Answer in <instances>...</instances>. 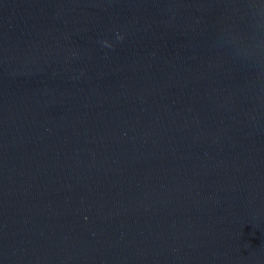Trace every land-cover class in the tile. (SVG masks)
I'll use <instances>...</instances> for the list:
<instances>
[{
  "label": "water",
  "instance_id": "water-1",
  "mask_svg": "<svg viewBox=\"0 0 264 264\" xmlns=\"http://www.w3.org/2000/svg\"><path fill=\"white\" fill-rule=\"evenodd\" d=\"M0 264H264V0H0Z\"/></svg>",
  "mask_w": 264,
  "mask_h": 264
},
{
  "label": "clouds",
  "instance_id": "clouds-1",
  "mask_svg": "<svg viewBox=\"0 0 264 264\" xmlns=\"http://www.w3.org/2000/svg\"><path fill=\"white\" fill-rule=\"evenodd\" d=\"M116 38L118 40H122L123 39V34L118 33ZM102 44L107 45L108 47H112L113 46L112 43L109 40L102 41Z\"/></svg>",
  "mask_w": 264,
  "mask_h": 264
}]
</instances>
